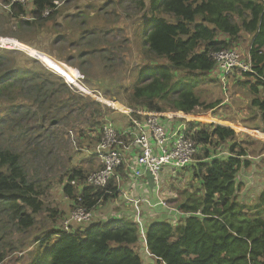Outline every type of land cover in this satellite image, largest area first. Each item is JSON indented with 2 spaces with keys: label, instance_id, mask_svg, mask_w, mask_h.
<instances>
[{
  "label": "trees",
  "instance_id": "trees-1",
  "mask_svg": "<svg viewBox=\"0 0 264 264\" xmlns=\"http://www.w3.org/2000/svg\"><path fill=\"white\" fill-rule=\"evenodd\" d=\"M53 1L32 0L33 18H40L46 8L55 7ZM132 1L149 14L143 26L142 45L165 58L168 64L148 65L139 70L138 81L129 93L130 107L156 112L168 107L185 114L204 104L206 109H213L214 104L200 101L194 92L195 80L176 78L175 72L182 70L199 76L211 72L215 62L210 54L236 45L239 34L244 31L251 35L252 71L240 72L245 80L237 84L248 86L252 95L250 105L264 121V0ZM11 9L25 13L19 3H13ZM46 71L48 74L39 69L8 67L0 55V106L8 103V113H11L14 106L22 104L17 98L25 85L38 80L43 84L36 87L38 95L33 101L41 100V91L47 83V92L54 96L61 91L70 94L65 82L56 83L50 78L55 74ZM203 120L212 118L207 115ZM186 127L185 136L201 152L188 165L198 185L177 205L185 214L179 222L174 225L155 222L144 230L150 262L144 263L140 251L136 250L141 235L137 223L128 219L72 225L68 232L53 228L37 239L44 247L55 235L51 248L28 264H264L263 211L260 207L249 208L237 199L236 175L240 168L249 166L244 159L248 155L245 147L236 140L237 134L230 127L199 121H189ZM97 130L98 140L101 127ZM226 141H233L227 148L228 154L211 156V150ZM23 168L19 152L0 148V204L8 211L9 221L16 219L26 229L34 224V219L25 207L36 213L42 205L36 187L28 181ZM86 175L82 169H71L68 182L63 185L64 193L74 202L81 196L80 204L92 209L98 201L116 195L117 187L112 179L104 188H98L83 185ZM71 180L76 185L69 183ZM79 184L81 191L77 194Z\"/></svg>",
  "mask_w": 264,
  "mask_h": 264
},
{
  "label": "rangeland",
  "instance_id": "rangeland-1",
  "mask_svg": "<svg viewBox=\"0 0 264 264\" xmlns=\"http://www.w3.org/2000/svg\"><path fill=\"white\" fill-rule=\"evenodd\" d=\"M31 1L21 4L25 11L21 14L10 5L5 8L10 0H0V37L16 45L0 48L3 60L8 67L39 69L47 74L46 70L52 71L55 75L50 78L56 83H66L63 76L74 79L79 75L78 84L92 93L76 95L79 92L72 86L77 91L68 87L70 94L61 91L54 96L47 92V83L41 100L33 101L38 95L36 87L41 84L38 80L25 85L17 98L22 104L14 106L11 113L8 103L0 106V148L20 153L27 179L36 187L42 205L34 214V224L22 229L16 219L9 221L8 211L0 204V264H28L51 248L53 238L44 247L35 242L51 228L62 229L68 212L76 205L77 201L62 189L70 170L78 168L88 174L99 167L93 156L84 151L92 149L93 142L99 140L97 129L105 118L116 127L113 117L121 112L112 108L110 101L130 107L129 93L138 81L139 70L148 65L168 64L165 58L142 45L143 26L149 14L132 0H57L55 7L47 15L43 11L40 18H33ZM236 41L234 46L248 59L251 35L242 31ZM239 73L228 75L225 88L212 71L199 76L179 70L175 77L195 80L194 92L200 101L215 105L213 110L206 109L205 104L196 107L187 115L188 121L227 125L237 134L236 140L248 153L244 159L249 162L235 178L237 199L249 208L260 207L264 216V121L250 105L252 95L248 86L237 84L245 80ZM60 100L64 102H57ZM168 111L173 110L166 107L163 112ZM205 114L212 120L198 118ZM232 142L219 143L211 150V156L228 154ZM180 171L174 187L182 190L176 191L177 198L169 201L176 206L198 185L190 166ZM151 189L155 193V187ZM100 205L92 210L101 208L97 212L102 214L103 201ZM25 210L31 212L30 207ZM136 250L144 263L150 262L143 238Z\"/></svg>",
  "mask_w": 264,
  "mask_h": 264
},
{
  "label": "built area",
  "instance_id": "built-area-1",
  "mask_svg": "<svg viewBox=\"0 0 264 264\" xmlns=\"http://www.w3.org/2000/svg\"><path fill=\"white\" fill-rule=\"evenodd\" d=\"M26 1L28 0H10V3L4 6L5 8H9V5L11 7L13 3H19L21 5ZM53 3L56 4L57 0H54ZM49 9L46 8L43 14L47 15ZM9 40L8 38L0 37V48L8 46L7 44L15 45ZM237 49V47L232 46L228 49L210 54L215 62L212 72L215 73V77L221 81L224 88L227 77L232 72L252 71L250 57L248 59L243 58ZM63 77L68 87L72 89H74L72 86L76 87L80 94L92 93L90 90L84 89L78 84L77 80L79 79V75L74 79ZM74 90L77 91L76 89ZM110 105L128 117L132 129L123 130L119 134L113 122L109 119H104L101 126L100 139L95 144L93 151H91V153L98 157L101 167L98 170L88 173L83 180V185L104 188L111 179L115 178L118 181L116 170L126 163V150L129 148L134 150L136 154L135 164L141 167V169H138L136 165L128 164L133 176L139 178L147 175L151 187H155V193L159 192L161 188L160 174L163 168L172 167L180 169L194 163V157L198 153V146L195 145L190 137L185 136L186 124L189 122L187 115L189 114L178 113L176 111L156 112L144 108L115 105L113 100L110 101ZM177 116H181V126H178L170 137L166 122L173 121ZM120 135L129 138L127 145L120 142ZM168 140H171L169 147L166 145ZM157 200V205L171 209L169 204L158 194ZM76 201V205H74L63 221V231L68 232L72 225L87 223L92 218L91 209L80 204L82 202L81 196H77ZM130 201L133 203L136 215L135 221L138 225L140 235L144 240V228L139 219V205L142 203L148 204V200L139 197L130 199ZM98 203L100 202L98 201ZM178 211L182 213L179 209ZM182 214L185 215L184 213Z\"/></svg>",
  "mask_w": 264,
  "mask_h": 264
},
{
  "label": "crops",
  "instance_id": "crops-1",
  "mask_svg": "<svg viewBox=\"0 0 264 264\" xmlns=\"http://www.w3.org/2000/svg\"><path fill=\"white\" fill-rule=\"evenodd\" d=\"M224 93H226V92H224ZM213 109H215V108H213ZM213 109H210V110H213ZM176 112H180V111H176ZM113 119L117 122L116 129L119 132V134H121V132L123 130L132 129V125L129 122L128 117L125 114L121 113L120 115H116L115 117H113ZM180 122H181V120H173V121L166 122L168 124L167 129L169 130L168 135L170 137H171V134L173 133V131L176 130L178 128V126H181ZM217 124H219V123H217ZM223 126H227V125H223ZM227 127H229V126H227ZM99 139H100V137H99ZM119 139L121 140L120 142H122L124 145L128 144L127 141L129 140V138H126V137H123L122 135H120ZM96 143L97 142L94 141L93 142V144H94L93 148L92 149L85 148L86 151H84V152L85 153L87 152L90 156H93L92 160H94V162H97V164L99 165V167L95 170H98L101 167V164L99 163L98 157L95 154L91 153V151H93ZM166 145L169 147L171 145V140H168ZM80 150H82V149H80ZM126 159H127L126 163L121 165L116 170V175L118 177V181H116L115 178H113L111 180L113 185H116V186L118 185L116 195L114 197H110L109 199L103 201L104 207L102 205V207H103V211H101L102 214H99L97 212L101 208L97 209L96 211L92 210V209H95L98 205L101 207L100 203H98L95 207H93L91 209L93 219L91 218V220L89 222L79 224V226H84V225H86L90 222H94V221H102V222L115 221V222H119V221H124V220H128V219L135 221L136 215H135V211L133 208V203L130 201V199H135V198H139V197L148 200V204L142 203L139 205V210H140L139 219H140L141 223L143 224L144 230L151 223H155V222L166 221V222L171 223L172 225L179 222L184 215L178 211V208L176 205L169 203V201L177 198L176 191L182 190V189H179V190L175 189L174 186H177L176 181L178 180V176L180 175V173H182L180 170L184 169L185 167L180 168V169L172 168V167L163 168V170L160 174V176H161L160 177V183H162L161 188L159 189L160 191L155 194L154 191L151 189V183H149V180H148L149 177L146 175L143 177L135 178L133 176V173L131 172L130 168L128 167V164L136 165L135 164L136 154H135L134 150H132L131 148L126 150ZM136 167L138 169H141V167L139 165H136ZM95 170H92V171H95ZM166 181H168V183H166ZM67 182H68V178H67ZM69 183H71L72 185H76L74 180H71ZM80 191H81V187L79 184V187L76 190L77 194H79ZM150 194L153 195V197L150 196ZM157 194L160 197H162L165 200V202H167V204H169L171 209H167V208H164L160 205H157V201H158L157 200ZM68 197L72 200V198L70 196H68ZM69 212H68V214H69ZM29 213L33 216V219H34L35 213H31V212H29ZM144 225L146 227H144ZM51 230H53V228H51ZM52 238L55 239L56 236L52 235L51 239ZM37 243L38 242L36 241L35 244H37ZM143 247H145V241L144 240H143Z\"/></svg>",
  "mask_w": 264,
  "mask_h": 264
},
{
  "label": "bare ground",
  "instance_id": "bare-ground-1",
  "mask_svg": "<svg viewBox=\"0 0 264 264\" xmlns=\"http://www.w3.org/2000/svg\"><path fill=\"white\" fill-rule=\"evenodd\" d=\"M207 115H208V114L202 115V116H200L199 118H200V119H205V118L207 117Z\"/></svg>",
  "mask_w": 264,
  "mask_h": 264
}]
</instances>
